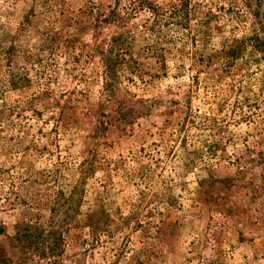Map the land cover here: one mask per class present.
Here are the masks:
<instances>
[{
    "label": "rangeland",
    "instance_id": "374dc122",
    "mask_svg": "<svg viewBox=\"0 0 264 264\" xmlns=\"http://www.w3.org/2000/svg\"><path fill=\"white\" fill-rule=\"evenodd\" d=\"M128 1L0 0V264H264V0Z\"/></svg>",
    "mask_w": 264,
    "mask_h": 264
},
{
    "label": "trees",
    "instance_id": "16d2710c",
    "mask_svg": "<svg viewBox=\"0 0 264 264\" xmlns=\"http://www.w3.org/2000/svg\"><path fill=\"white\" fill-rule=\"evenodd\" d=\"M130 3V9H146L149 13L145 19L147 23L146 29L149 31H155L158 29L159 25V5L155 2V0H129L128 4ZM194 12L193 6H188L187 0H178L177 4H171L168 9V18L175 20L174 24L176 26H181L184 22L188 19L189 15ZM118 15H114L117 17ZM102 66H103V84L102 90L103 92H109L113 90V81L111 78L110 70L113 67V63L111 61V56L109 53L103 55L102 58ZM12 81V86H14V81Z\"/></svg>",
    "mask_w": 264,
    "mask_h": 264
}]
</instances>
